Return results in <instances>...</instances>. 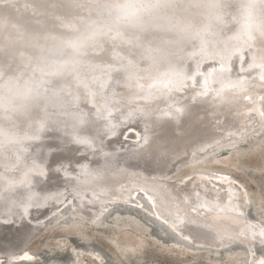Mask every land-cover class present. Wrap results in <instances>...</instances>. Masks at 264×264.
<instances>
[{
  "label": "clouds",
  "instance_id": "clouds-1",
  "mask_svg": "<svg viewBox=\"0 0 264 264\" xmlns=\"http://www.w3.org/2000/svg\"><path fill=\"white\" fill-rule=\"evenodd\" d=\"M19 5L0 0V205L25 215L60 199L36 190L57 150L45 143L53 132L61 143L98 151L102 161L78 166L73 199L99 192L101 214L105 203L144 194L155 201L132 176L142 161L164 159L155 133L161 102L174 124L190 116L189 63L199 70L243 52L264 62V0H31L27 18ZM97 127L107 137L127 131L135 139L109 150L90 133Z\"/></svg>",
  "mask_w": 264,
  "mask_h": 264
},
{
  "label": "bare ground",
  "instance_id": "bare-ground-1",
  "mask_svg": "<svg viewBox=\"0 0 264 264\" xmlns=\"http://www.w3.org/2000/svg\"><path fill=\"white\" fill-rule=\"evenodd\" d=\"M30 2L31 0H20L19 6L24 5L23 7H26L30 5ZM19 14L22 15L23 18H27V12L20 11ZM233 62L234 64L235 62L238 63V67L236 65V68L231 70L234 74L229 71V74L227 73V79L225 78L222 83H216L217 86L215 88L211 86L213 87L211 88L213 95L217 93L221 101L233 100L235 98L232 94H230V96H232L231 99H227L225 96L224 93L226 92H223L222 89L226 84H232L233 81L240 83V81L244 82V80H256L258 77H264V71H261L264 70V62L260 60L258 61L260 63L258 69H256L257 67L250 66L249 71H246L247 73L241 72L237 70V68L242 69L246 64H249L251 62H249V59L244 62L243 58L239 59L238 56H236L234 60H232V63ZM206 67L207 65L203 66L202 70ZM193 68L192 70L190 69L192 73L196 71L193 70ZM191 80L193 81V77L183 86L184 95L188 96L189 99L197 98L198 101H204V98L200 99L197 97L202 95L201 88L189 85ZM154 82L165 88L168 87V81ZM241 91L243 92L239 94V98L250 93L248 95V100L239 101L236 107L229 108V110L227 109L231 111L229 113L235 114L236 121L240 119L236 125L237 128L232 126L231 128H227V130L223 128L220 132L217 131L218 129L215 131L216 127L219 126L214 119L208 123V126H211L212 129L215 127L214 131L210 130V132L198 133L197 137H194L192 141L188 140L189 142L187 144L179 145L183 140L176 141V139H173L174 132H179L180 130L193 131L194 129L204 127L202 124L203 122L201 123L199 120L204 117L205 113H211L210 108L215 106V104H210L209 107H206L202 101V103L192 106L190 116L174 127L173 134L171 131L166 133L162 131L163 129L160 131L158 130L162 125H166L162 121V125L159 124L155 129L159 143L164 145L166 143L172 144L177 142L176 145L179 148L181 147L182 151L186 152L189 148L192 153H190L187 158L171 163V154L170 152H166L162 154L164 156L162 161H152V165L148 166L149 168H144L139 164L132 178L142 184H147L156 196L155 201H153L151 196L144 194L143 199L138 198L129 204H118L115 205V208L105 203L103 207L107 209V211L103 214H101V201L104 197L99 192L94 194L89 191L76 199H73V196L69 194L75 184V174L78 171V166L83 162H88L92 166L101 164L102 161L99 152L77 145H71L65 149L64 146H58V142L55 141L57 137L54 132L48 133L47 135L50 139L45 143L47 146L57 150L51 154L46 164L47 169H52V172H47L45 178H37L36 190L43 195L52 197L59 196L60 199L59 201H53L52 205L47 206L45 209L33 208L27 215H25L19 207H12L7 203L0 205V264H32L41 262L40 258V261H37L40 254L28 250V246L37 238V235L40 236L46 229H54L58 226L60 228L59 232L62 234L63 238L56 243V248H65L67 254H73L74 260L72 259L70 263L102 264V252L97 249L96 251L93 250L95 247H93L92 250L87 247L89 245L88 240L94 235L91 230L92 228L90 229L92 233H88L87 230L90 228L88 224H94L93 226H97L96 231L98 233L96 234L103 235L104 230H102V227L105 225L104 223L107 216H112V220L110 221V231H108L107 234L104 233L106 238L112 241L114 248L116 250L119 249L118 251L123 257L130 256V258L134 257L141 260L143 258L142 254L129 255L130 251L127 248L129 243L128 235L122 236L121 239L123 240L119 241L118 237L115 238L113 233L114 231L125 228L145 233V228L138 220L134 219V216L137 217L138 215L132 211H121L120 209L122 208H134L137 211L147 213V217L157 226L160 225L164 228V231L173 234L174 239L165 241L164 245L177 246L190 251L204 252L202 255L201 253H193L192 259L188 261V264H196L199 258L206 261L207 264H226L224 260L231 264H262V262H264V253H259L260 251H257V248H264V244H261L264 243V235L261 234L264 232V223L259 220L260 218L257 219L256 217L249 216L246 210L250 206L253 212L258 215L260 214L259 216L264 219V205L259 206L260 203L258 202L252 203L248 191L242 183H240L242 181L239 180L238 182L230 175V172L229 174L226 171L217 169L210 171L198 169L201 168L202 164L200 165V163L202 161L208 160L207 162H209L211 160L214 162H225V158L229 153L250 150L254 148L258 142L264 140V87L260 89L246 88ZM205 97H208L207 100H212L210 96ZM235 100H237V98ZM160 106L162 110L158 115L160 117L162 115H169L163 102H161ZM221 114L223 113L218 112L217 114H213V116ZM214 117L217 118L219 116ZM192 120H195L193 124L191 122ZM136 130L139 131V128ZM230 130L232 134H238V138L240 135L241 137L239 139L229 137L218 143H213L215 139L221 138L223 134H226L223 132H230ZM241 132L243 133L241 134ZM90 133L98 137L99 140L104 141V145L109 150H114L115 146H123L130 140L135 139V134L132 132L127 134V131L121 132L118 138L107 137L104 130L99 127L90 129ZM200 134L201 136H199ZM242 141L246 142V144H242L244 147L239 144ZM199 147L202 149L197 151ZM60 150H62V152H60ZM223 150L224 152L221 153ZM176 152L179 151L174 150V153ZM192 163H196L195 169L198 170L182 175L176 174L183 168L190 170V164ZM58 165L60 168L59 171L56 170ZM257 181L260 185L264 183V179L261 177H258ZM200 187L201 189L210 191L209 196H205L200 190ZM158 209L166 210L171 214L172 218H166ZM119 210L121 213L118 212ZM53 213H56V215L54 216ZM184 215H187L189 220H182L185 218ZM203 218H206L205 221L221 223L218 225L219 232L211 225H200L192 220ZM24 220H27L30 225H23L22 222ZM16 225L19 226L21 231L17 234L16 241H14L10 233L12 231H17ZM193 225L195 226L193 227ZM37 226L40 228V232L34 237L35 239L28 245L21 247L20 244L35 232L34 230ZM232 226L235 228L232 229ZM86 227L89 228L86 229ZM188 229L194 232L197 230V232H201L200 234L203 236H194ZM238 232L241 235H238ZM247 233L251 237L249 240L245 237ZM69 235H73L78 240H81L83 246H67V236ZM41 247L46 246L42 245ZM69 248L71 251L68 250ZM219 252L224 254L223 258L216 256ZM41 255H43L42 257L44 258V254ZM84 255H88L91 263L84 261ZM106 257L107 256L104 258ZM51 260L52 259L47 262L52 263ZM57 260H55V262ZM105 260L106 259H104V261ZM66 261H68V259ZM68 263L69 262L66 264Z\"/></svg>",
  "mask_w": 264,
  "mask_h": 264
},
{
  "label": "rangeland",
  "instance_id": "rangeland-1",
  "mask_svg": "<svg viewBox=\"0 0 264 264\" xmlns=\"http://www.w3.org/2000/svg\"><path fill=\"white\" fill-rule=\"evenodd\" d=\"M246 141V140H244ZM240 142L239 144H246V142ZM242 145V147H243ZM224 152L221 151V153ZM208 161V160H207ZM202 161L200 163L201 168H198L200 170H221L230 172L229 174L232 175L238 182L239 180L242 181V185L246 188V190L249 193V198L254 202L260 203L259 206L264 205V183H261L260 185L257 181L258 177H261L264 179V140L258 142L254 148L247 150V151H238V152H232L229 153L226 158L225 162L222 161ZM205 162V163H204ZM207 162V163H206ZM214 162V163H213ZM199 163V162H198ZM196 163L190 164L191 169L187 170V168L180 169L178 174H185L188 172H192L195 169ZM230 170V171H228ZM232 171V172H231ZM175 174V175H176ZM121 211H132L137 217L134 216V219L138 220V222L145 228V233L135 231L133 229H120L118 231H114L115 238L118 237L119 241H122V236L128 235L129 236V243L127 248L130 251L129 255L133 254H142L143 258L140 260L139 258H134L130 256H124L120 254L118 250H116L112 244V241H109L108 238H106L105 234H107L108 231H110L111 227V220L112 216H107L105 219V225L102 227V230H104L103 235H98L96 231V225L94 224H88L90 226L86 227L88 233H94L90 237L89 245L87 246L90 250H92L93 247H95V250H100L103 254V261L102 264H188V261L192 259L193 253H201V255L204 253L203 251H190L185 248H179L177 246H166L165 241H168L170 239H174L173 234L164 231V228L160 225H156L151 219H148V214L145 212H140L135 210L134 208H127V209H120ZM252 215L256 217L257 219L260 218L258 214L252 211ZM261 219V218H260ZM110 223V224H109ZM62 227V226H61ZM92 228V229H91ZM92 231H91V230ZM90 230V231H89ZM95 230V231H94ZM107 230V231H106ZM60 228L59 226L54 229H46L39 237H37L29 246L28 250L35 251L36 254H40L38 256V260L41 262H36L32 264H46L50 263L47 261H50L52 259V263L50 264H74L70 263L72 260L71 255L67 254L66 249H57L56 243L59 242L60 239H62V234L59 232ZM152 231V232H151ZM151 232V233H150ZM68 243V242H67ZM42 245H45L46 247H41ZM48 245V246H47ZM73 245L71 243H68L67 246ZM45 250V251H44ZM65 250V251H64ZM43 251V252H42ZM99 251V252H100ZM257 251H260L259 253H264V248L258 247ZM42 252V253H41ZM46 252V253H45ZM66 252V253H65ZM44 254V258L42 257ZM57 254V255H56ZM106 258H104L105 256ZM46 255V256H45ZM221 255V256H220ZM217 257H224V254L219 252L216 254ZM42 257V258H41ZM40 258V259H39ZM60 258V259H57ZM85 262L88 261L91 263L88 255H84ZM130 258V259H129ZM44 259V260H43ZM57 260L55 262V260ZM65 259V261H64ZM68 259V261H66ZM104 259H106L104 261ZM223 260V259H222ZM54 261V262H53ZM107 262V263H106ZM186 262V263H185ZM224 263H227L224 260ZM196 264H207L206 261L202 259H198L196 261ZM211 264V263H208Z\"/></svg>",
  "mask_w": 264,
  "mask_h": 264
},
{
  "label": "water",
  "instance_id": "water-1",
  "mask_svg": "<svg viewBox=\"0 0 264 264\" xmlns=\"http://www.w3.org/2000/svg\"><path fill=\"white\" fill-rule=\"evenodd\" d=\"M24 5H21V6H19V8H20V11H24V12H27V9H28V7H29V5H27L26 7H23ZM20 13V12H19ZM22 16V15H21ZM243 55V56H242ZM238 58L240 59V58H243L244 59V62L246 61V60H248L249 59V64H246L242 69H238L237 68V70H240L241 72H245V73H247L246 71L248 70L249 71V68H250V66H254L256 69H258V65H260V63L258 62L259 60H257V61H253V59H252V56H251V54L249 53V52H243L242 54H240V55H238ZM232 60H234V58L232 59ZM232 60H231V62L230 63H224V64H221V63H219V62H206L205 64H203V66H205V65H207V67L206 68H204L203 70H202V67H201V69H199V70H196L195 68H193V64L192 63H189V69H191L192 70V68H193V70H196V71H193L194 73H192V77H193V81L191 80L190 81V83H189V85L190 86H192V87H198V88H201V90H202V95H200V97L199 96H197L198 98H200V99H203L205 96H208V93L209 92H211L212 93V95L210 96V98L212 99V100H205L204 99V101H202V100H199L198 101V99L197 98H194L195 100H196V102L197 103H195V105H197V104H200V103H204V106H206V107H209L210 106V104H215V106H213V107H211L210 109V112L211 113H205V115H204V117L203 118H201L199 121L204 125V127H201V128H198V129H194L193 131H179V132H174V127H176V125L177 124H174L173 122H169V120L167 119V117L169 116L168 114L167 115H162L161 116V122L163 121V123H165L166 125H162V123H160L162 126L161 127H159L158 128V130L160 131L161 129H163L162 131H164V132H168V131H171V133L173 134V132H174V135H173V139H176V141H180L181 139L183 140V142L181 143V144H179V145H184V144H187L190 140L192 141L193 139H194V137H197V135H198V133H203V132H206V131H209L210 132V130H213L214 131V128L215 127H213V129H212V127L211 126H208V123L210 122V121H212V120H216L217 122H216V124L219 126V127H216V129H215V131L217 130L218 132H220L223 128H226V130H227V128H231L232 126H235V128H237V124H238V121L240 120V119H238L237 121L235 120L236 118H235V114H231V113H229V112H231V111H228L229 110V108L231 109V108H234V107H236L237 106V103L239 102V101H242V100H244V101H246V100H248V95L250 94H247V95H245L244 97H240L239 98V94L240 93H242L243 91H241V90H245L246 88H253V89H260V88H263L264 87V77L263 78H260V77H258L256 80H254V79H252V80H249V81H246V80H244V82H242V81H240V83L239 82H234L233 81V83L232 84H226L224 87H223V89H222V91L223 92H226V93H224L225 94V96L227 97V99H231V97L232 96H230V94H232V95H234L235 96V98L233 99V100H225V101H221L220 99V97L218 96V94L216 93V94H214L213 95V91H212V89L211 88H213V87H211V86H214V88L217 86L216 84H214L213 83V76L215 75V73L216 72H219V71H222V70H224V69H227V72H226V74L228 73L229 74V71H231L233 68H236V65H237V67H238V63H236L235 62V64H234V62L232 63ZM233 64V65H232ZM262 72L264 71V70H261ZM231 73L232 74H234L232 71H231ZM228 74L226 75V79H227V77H228ZM231 75V74H230ZM251 79V78H250ZM153 83H156V82H153ZM233 85V86H232ZM238 88H240V89H238ZM237 98V100H235ZM264 100V99H263ZM202 101V102H201ZM220 104H223V105H220ZM225 104V105H224ZM228 109V110H227ZM218 112H222L223 114H221V115H214V116H219V117H214L213 116V114H217ZM194 121L195 120H192L191 122H192V124L194 123ZM249 122V121H248ZM248 122H246V123H248ZM201 124V125H202ZM207 124V125H206ZM214 126V125H213ZM161 131V132H162ZM129 133H131V132H127V134H129ZM223 133H226V134H223V136L221 137V138H217V139H215L214 141H213V143H218L219 141H221V140H225V139H228L229 137H232V138H237V139H239L240 137H241V135L239 136V138H238V134H235V133H233L232 134V132H231V130H230V132H228V131H226V132H223ZM243 132H241V134H242ZM54 134H56V137H58V133H55L54 132ZM182 134V135H181ZM187 134H190V135H187ZM201 134L199 135V136H201ZM184 135V136H183ZM231 139V138H230ZM181 140V141H182ZM189 140V141H188ZM55 141L56 142H58V146H64V148L66 149L67 147H69V146H71V145H74V144H68V143H61L57 138H55ZM172 142V141H171ZM177 143V142H176ZM176 143H166V144H164L163 146V149H162V154H164V153H168V152H170V154H171V159H170V161H171V163H174V162H176V161H179V160H182V159H184V158H187V156L188 155H190V153H192L191 152V150L188 148L187 150H186V152L187 153H189V154H187L186 152H184V151H182V149H181V147L179 148L177 145H176ZM202 146V145H201ZM242 146V145H241ZM244 147V146H243ZM175 148H177V149H175ZM202 148L201 147H199L198 148V150L197 151H199V150H201ZM59 150V149H58ZM174 150H176V151H179V152H176V153H174ZM60 152H62V150H60ZM186 153V154H185ZM195 153V152H194ZM183 154H185V155H183ZM192 155H196V154H192ZM51 156V155H50ZM143 162V163H142ZM141 163H140V165L142 166V167H144V168H149L148 166L149 165H152V163L151 162H148V163H145L144 161H142ZM49 172H52V169H50V170H48V173ZM200 190L202 191V193L206 196V195H208L209 196V194H210V191H207V190H204V189H201V187H200ZM209 192V193H208ZM214 196H217V195H215V194H213ZM81 197V196H80ZM113 208H115V206L113 207ZM252 209H251V207L249 206L248 208H247V210H246V212H247V214H249V216H252V217H254L253 215H252ZM118 212H120L121 213V211L119 210ZM260 215V214H259ZM184 217L185 218H183L182 220H189V218L187 217V215H184ZM261 219H259L261 222H263L264 223V219H263V217H260ZM148 219H150L149 217H148ZM206 219V218H205ZM205 219L203 218V219H199V220H197V219H192V220H194V221H196L195 223H197V224H200V225H211L212 227H214L217 231L219 230L218 229V225H220L221 223H217V222H213V221H205ZM70 221V220H69ZM23 225H25L26 226V224L27 225H30V223L27 221V220H24L23 222ZM105 224V223H104ZM110 224V223H109ZM15 227H17V231L16 232H11L10 233V235H12V237L11 238H13V240L14 241H16V237H17V234L18 233H20V228H19V226L18 225H16ZM233 228H235L234 226H232V229ZM40 228L37 226L36 228H35V232L34 233H32L22 244H20L21 245V247L22 246H26V245H28L29 243H31L35 238V236L40 232V230H39ZM39 230V231H38ZM188 231L192 234V235H194V236H203V235H201L200 233L201 232H197V230L194 232V231H192L191 229H188ZM219 232V231H218ZM248 234V233H247ZM245 235V237H246V239L247 240H249L251 237H250V235L248 234V235ZM1 235V234H0ZM238 235H241L239 232H238ZM39 235H37V237H38ZM15 237V238H14ZM67 242L68 243H71V244H73V246H83L82 244H83V242L81 241V240H78L75 236H73V235H69V236H67ZM19 243V242H18ZM261 244H264V243H261ZM69 251H71V249L69 248L68 249ZM71 255V258L74 260V256H73V254H70Z\"/></svg>",
  "mask_w": 264,
  "mask_h": 264
},
{
  "label": "snow or ice",
  "instance_id": "snow-or-ice-1",
  "mask_svg": "<svg viewBox=\"0 0 264 264\" xmlns=\"http://www.w3.org/2000/svg\"><path fill=\"white\" fill-rule=\"evenodd\" d=\"M261 234L264 235V232H262ZM262 264H264V262H262Z\"/></svg>",
  "mask_w": 264,
  "mask_h": 264
}]
</instances>
